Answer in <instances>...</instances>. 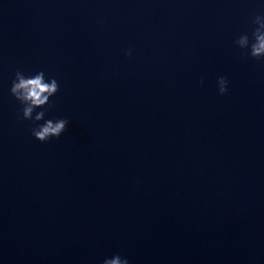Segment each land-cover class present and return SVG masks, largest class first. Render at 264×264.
Returning a JSON list of instances; mask_svg holds the SVG:
<instances>
[{"label": "clouds", "instance_id": "9594fccd", "mask_svg": "<svg viewBox=\"0 0 264 264\" xmlns=\"http://www.w3.org/2000/svg\"><path fill=\"white\" fill-rule=\"evenodd\" d=\"M255 25L251 41L247 33L241 34L236 40L235 45L242 51L247 49L245 55L260 61L264 60V15L257 14L253 19ZM129 51L126 55H130ZM203 83V81H201ZM218 91L224 95L228 91V80L221 76L217 78ZM59 91V84L55 78L46 81L43 71L34 75H25L17 69L15 78L12 81L10 93L22 105L23 120H30L36 125L31 129V134L35 140L44 143L50 139H59L66 131L69 121L64 118L47 119L45 115L47 107L50 105V97ZM41 109L40 111H36ZM35 113V115H33ZM44 121L43 124L37 122ZM102 264H129L127 257L114 254L102 261Z\"/></svg>", "mask_w": 264, "mask_h": 264}]
</instances>
